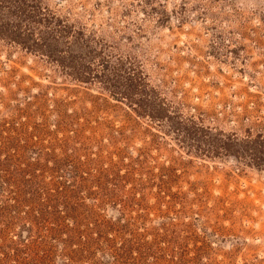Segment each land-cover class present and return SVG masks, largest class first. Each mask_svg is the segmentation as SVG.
I'll list each match as a JSON object with an SVG mask.
<instances>
[{
  "label": "rangeland",
  "instance_id": "374dc122",
  "mask_svg": "<svg viewBox=\"0 0 264 264\" xmlns=\"http://www.w3.org/2000/svg\"><path fill=\"white\" fill-rule=\"evenodd\" d=\"M0 264H264V0H0Z\"/></svg>",
  "mask_w": 264,
  "mask_h": 264
}]
</instances>
